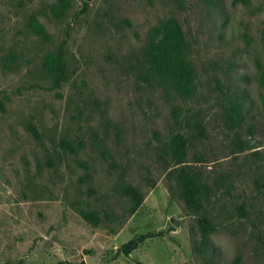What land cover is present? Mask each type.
Here are the masks:
<instances>
[{
    "label": "rangeland",
    "instance_id": "374dc122",
    "mask_svg": "<svg viewBox=\"0 0 264 264\" xmlns=\"http://www.w3.org/2000/svg\"><path fill=\"white\" fill-rule=\"evenodd\" d=\"M170 19L187 97L144 58ZM51 54L65 80L43 68ZM263 76L264 0H0V264H264ZM193 177L207 187L197 209ZM125 186L142 196L133 213Z\"/></svg>",
    "mask_w": 264,
    "mask_h": 264
},
{
    "label": "trees",
    "instance_id": "16d2710c",
    "mask_svg": "<svg viewBox=\"0 0 264 264\" xmlns=\"http://www.w3.org/2000/svg\"><path fill=\"white\" fill-rule=\"evenodd\" d=\"M185 47L186 42L179 24L176 20L170 19L162 22L155 28L153 39L144 52V58L149 65V69L154 72L156 79L161 85L170 88L178 95L187 97L191 95L194 89V72L185 59ZM43 68L48 72L56 74L59 80H65L58 54L48 55L44 60ZM257 82L264 85V76L262 79H257ZM229 103L233 109L232 119L235 120V118L240 117L239 103L241 102L235 98H231L229 99ZM194 129L195 135H192L193 137L199 139V137L204 136V129L200 123H195ZM188 139L179 134L174 137L172 157L175 160V165L184 162V149ZM69 148L70 151H73L71 147ZM199 189L204 192L207 191V187L200 180L194 177L191 178V181L190 179L187 180L183 194L188 207H192L193 209L199 207V201L196 196ZM121 192L132 202L130 213H133L141 203V194L131 186L123 187ZM78 214L87 223L92 225L98 223L97 217L92 213L78 210ZM197 224L203 239L210 231L209 222L205 218L197 217ZM153 236L152 233L135 236L121 244L116 254L127 256L144 240Z\"/></svg>",
    "mask_w": 264,
    "mask_h": 264
},
{
    "label": "water",
    "instance_id": "95a60500",
    "mask_svg": "<svg viewBox=\"0 0 264 264\" xmlns=\"http://www.w3.org/2000/svg\"><path fill=\"white\" fill-rule=\"evenodd\" d=\"M82 1H87V0H82ZM98 260H99V258L87 257L84 259V262H85V264H93L95 261H98Z\"/></svg>",
    "mask_w": 264,
    "mask_h": 264
}]
</instances>
